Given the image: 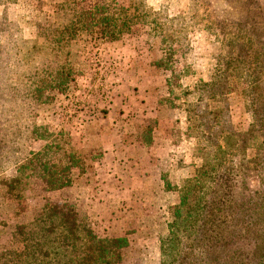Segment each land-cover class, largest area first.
<instances>
[{"label":"rangeland","instance_id":"obj_1","mask_svg":"<svg viewBox=\"0 0 264 264\" xmlns=\"http://www.w3.org/2000/svg\"><path fill=\"white\" fill-rule=\"evenodd\" d=\"M63 1L0 0L2 76L6 85H17V121L29 118L21 101L27 89L20 83L26 79L22 75L26 66L19 50L34 52L31 44L41 43L36 21L53 20ZM78 3L85 6L87 2ZM116 3L146 7L147 18L156 16L161 32L171 34L170 68L157 64L163 58L160 38L151 34L144 21L113 42L78 41L79 48H85L79 49L80 72L65 91H52L50 104L32 117L85 156L83 167L73 173L69 186L58 190L48 191L38 174L30 176L28 189L19 197L9 196L7 185L0 184V251L20 246L12 237L16 225L42 216L45 204H53L63 213H75L79 222L99 235L126 236L128 244L115 264H159L160 237L167 232L166 222L181 190L190 185V191L197 192L194 186L201 183L206 186L201 189L203 195L209 186L207 177L215 170L213 150L231 149L222 139L228 127L248 132L255 117L264 116V94L258 97L248 88L257 83L254 76L264 80V67L256 69L252 59L259 53L264 62V0ZM248 36L257 50L245 63H228L229 58H244ZM236 69L246 74L229 75ZM226 78L231 88L225 95L212 97L209 86L202 85L221 84ZM248 139L243 152L252 160L264 144V132L255 129ZM42 145L33 141L23 151ZM17 147L12 145L0 161V181L16 176L14 161L24 154ZM225 156L224 164L240 159ZM223 168L219 167V173ZM254 168L250 162L234 169L240 170L234 178L238 190L244 186V175H249V187L258 186ZM13 193L17 196V190Z\"/></svg>","mask_w":264,"mask_h":264},{"label":"trees","instance_id":"obj_2","mask_svg":"<svg viewBox=\"0 0 264 264\" xmlns=\"http://www.w3.org/2000/svg\"><path fill=\"white\" fill-rule=\"evenodd\" d=\"M86 2L81 6L78 0H64L58 5L53 20L36 21L41 43L31 44L34 52L19 50L22 65L26 66L22 72L26 79L20 83L27 89L21 101L29 122L24 118L17 121V85L5 84L0 45V161L12 145H18L17 149L24 153L21 159L14 161L16 176L0 181L3 186L7 185L9 196L19 197L28 189L32 174L43 177L48 191L69 186L73 173L83 167L85 156L72 149L62 135L61 141L58 135L55 137L49 126L37 125L32 117L42 106L50 104L52 91H65L80 72L77 67L79 49L84 51L85 48H79L78 41L86 44L96 40L113 42L129 33L134 24L144 21L149 24L151 34L160 38L163 58L157 64L164 69L170 68L171 34L161 32V23L156 16L147 18L150 13L146 7H123L117 5L116 0ZM252 44L253 38L248 36L244 58H229L228 63H245L251 52L257 50ZM258 55H252V59L257 63L255 68L260 70L264 62ZM231 74L246 73L236 69ZM248 75L251 76L249 72ZM228 78L221 84L204 82L202 85L209 86L212 97L215 93L225 95L231 88ZM254 79L257 83H250L248 88L259 97L264 94V80L257 75ZM262 103L264 105V100ZM228 129L230 131L222 139L231 144V149L229 152L213 150L211 157L215 170L213 167V174L207 177L210 181L206 192L202 195L201 189L206 186L201 183L194 186L199 188L194 193L187 185L172 206L171 220L166 222L167 232L160 237L159 264H264V144L255 159H247L243 152L250 132L255 129L264 132V116L255 117L248 132L237 133L232 126ZM19 133L25 137L17 136ZM21 139L27 145L33 141H42L43 145L37 150L23 151L27 145ZM225 155L234 159L240 156V159L231 165L224 164ZM250 162L255 164L258 186L255 189L249 187L246 178L249 175H244L241 179L244 186L238 190L234 178L240 170L234 169L244 168ZM221 166L224 168L219 173ZM16 190L17 196L13 193ZM6 191L3 189L2 194ZM12 237L20 246L0 251V264H115L122 257V248L128 244L126 236L99 235L87 224L79 222L75 213H63L53 204H45L42 216L17 224Z\"/></svg>","mask_w":264,"mask_h":264}]
</instances>
